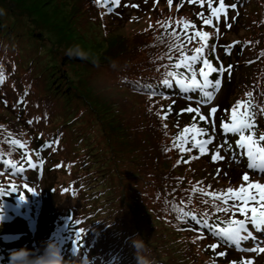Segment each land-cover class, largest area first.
Masks as SVG:
<instances>
[{
  "label": "trees",
  "instance_id": "trees-1",
  "mask_svg": "<svg viewBox=\"0 0 264 264\" xmlns=\"http://www.w3.org/2000/svg\"><path fill=\"white\" fill-rule=\"evenodd\" d=\"M173 3L196 6L190 19L198 26L201 21L196 14H207L206 6L201 8L187 0ZM226 3L237 5L230 9L229 16L233 11L236 19L231 21L234 26L242 23L245 34L228 43L213 29L210 43L220 49L222 56L233 58L229 65L237 68L238 81L227 85L232 89L221 96L222 100L215 102L221 88L210 100L218 110L210 118L216 131L197 118L196 123L208 131L213 144L208 146L207 155L191 159L199 156L198 149L181 154L172 148L173 137L193 123L195 113L181 110L190 106L201 110L206 103L194 92L161 85L164 73L170 70L164 66L174 62L168 57L177 53L169 51L168 44L173 41L160 24L124 36L111 26L106 29L105 19L114 7L105 0H0V72L5 75V82L0 84V140L26 142L25 150L33 161H43L38 168H25L15 177L2 174L6 168L0 169V187L17 185L23 192L30 186L34 190L25 192L23 200L19 192L0 197V264H9L10 251L32 246V207L38 203L39 193L51 196L58 188L53 179L46 182L50 173L67 177L60 196L72 203L62 211L51 210V217L40 222L38 236L43 250L49 244L55 245L63 264H81L83 259V264H137L130 240L133 236L144 240V255L154 264H239L242 259L248 260L251 254L243 249L251 246L250 240L238 250L202 226L196 231L195 222L177 220L170 210L175 204L209 223L217 217L226 222L232 212L214 213L213 203L225 205L201 192L194 193L193 186L204 192L236 189L246 171L251 182L264 184V174L247 169L246 158L239 155L243 150L236 148L238 137L219 128L222 120L228 122L235 102L246 99V92H253L258 101L264 102V0ZM239 17H243L241 22ZM219 28L236 33L221 25ZM162 34L168 43L156 39ZM235 41L240 44L229 47ZM199 46L197 38L186 44L185 50L191 54ZM70 48L78 49L85 58L70 57L66 54ZM207 58L214 67L221 66L214 53L207 52ZM216 76L213 73L210 79ZM220 79L222 86L223 74ZM137 82L151 84L156 95L149 99L146 91H135ZM169 105L168 119H160ZM257 123L258 136L264 133V118L258 117ZM56 140L59 143L51 149L42 147ZM13 147L0 143L3 159L20 161L18 151L8 155ZM214 151L224 156L216 161L224 166V177L212 175L204 166L212 161ZM114 155L130 160L125 185L119 184L122 177L111 166ZM181 156L191 162L177 165ZM41 174H45L42 191L40 188L36 192L34 181ZM205 212L209 213L207 217L203 216ZM200 233H206L202 240L197 239ZM216 243V252H224V256L210 249L209 245Z\"/></svg>",
  "mask_w": 264,
  "mask_h": 264
},
{
  "label": "snow or ice",
  "instance_id": "snow-or-ice-1",
  "mask_svg": "<svg viewBox=\"0 0 264 264\" xmlns=\"http://www.w3.org/2000/svg\"><path fill=\"white\" fill-rule=\"evenodd\" d=\"M97 3L100 0H96ZM158 2V0H154ZM189 4H198L201 8H207V14L205 12L197 13V19L201 21V24H197L191 21H185L184 18H181L176 22V27H172L171 23H162L158 21L157 23L164 29V33L173 41L168 44L169 51H174L177 53L175 57L169 56V60H174L170 65H165L164 67L170 69L164 73L165 78L162 79L161 85L165 88L177 87L182 92H194L197 95L202 97L204 103H207L212 99L214 92H218L221 88V79L220 76L227 72L228 75H231L232 65H228L227 68L220 66L214 67L212 61L207 58V52L215 53L216 45L210 43L212 37L208 31H204L203 28L214 27L215 33L220 34V28L216 25L224 23L226 27L231 28V20H235L236 17L229 16L230 9L237 8L236 4L228 5L226 0H187ZM105 3H110L113 7H119L121 5V0H105ZM169 7L171 8L173 0H168ZM132 7H138V5H132ZM177 11L180 10L181 5H177ZM223 17V21L221 20ZM215 22V24H214ZM152 26L149 25V28ZM199 27V30H197ZM171 29V31H168ZM179 29V31L177 30ZM189 29H192L189 32ZM199 38L200 46L191 50V54L185 50L186 44L192 43ZM162 43H168L164 39V34L156 38ZM251 43V42H248ZM237 44H240L239 41L233 42L229 47H235ZM264 56V52L261 53ZM251 63L252 61H248ZM183 69L184 71H180ZM213 73H216L217 76L215 79H210ZM5 82V75L3 72H0V84ZM135 91H146L149 99L156 95V91L153 90L151 84L141 85L140 82H137L133 86ZM211 89V91H209ZM27 95V93H25ZM245 100H237L235 104L231 107L230 116L228 122L221 121L219 128L224 133H231L234 136H237L236 148L242 149L243 151L239 155L246 158V167L249 170H252L256 174H264V133H261L257 136V118H264V102L258 101L254 97L253 92L249 91L245 93ZM7 104V101H4ZM17 103H20L18 100ZM15 107V105H13ZM171 111V105L167 111L164 112L163 116H160V119H168V113ZM217 108H210L207 115L203 114L200 110V107L197 106L187 107L182 109L181 112L195 113L192 117L193 123L189 126H186L182 132L178 133L173 137L172 148L178 149V151L183 154L185 152H191L193 148L198 149L199 156H193L191 159H199L201 156L207 155L209 152V145L213 144V139L208 136V131L199 126L196 121L197 118L199 121L210 124L212 131H216V125L213 120L210 118L215 117L217 113ZM29 124H32L33 121L29 120ZM167 127V125H164ZM3 127V126H0ZM11 135V134H10ZM200 137H208L207 139H200ZM0 143H6L11 146H14L8 155H11L12 152L18 151L20 161H14L11 159H3L5 153L0 151V169H7V171L2 174L12 176H18V174L24 173L25 168L34 169L38 168L43 161L40 160L39 163L33 161L32 155L25 150L26 142H22L17 139L10 140H0ZM59 141L46 142L42 147L51 149L53 144H58ZM191 147H187V145ZM222 147V146H218ZM168 151V149H165ZM38 154V153H37ZM224 156L220 154L219 151H214L211 154L212 162L218 160H223ZM187 164L191 160L178 159L176 164L179 165L181 162ZM19 164V166H17ZM59 166V165H58ZM176 165H174L175 167ZM220 170L217 169L219 174ZM182 179V178H179ZM243 183L236 189L228 188L221 192L209 191L204 192L203 189H198L193 186L192 191L201 192L204 196L211 198L213 201H220L225 207H220L219 205L213 203L212 208L214 213H228L232 212V217L228 221H220L217 217V220L213 223H209L207 219H202L198 217L194 212L187 211L182 207H178L175 204H171V211L176 213V219L183 222H195V230L199 232L200 227L202 226L207 233H211L215 237L222 241L225 244H231L235 246L238 250L242 248L244 242L252 240L255 238V232L264 231V184L259 182H251L249 173L246 171L241 177ZM202 183V182H198ZM211 188V185L208 186ZM19 192V199L23 200L25 198V192H34L30 187H24V191H20V186L9 185L7 189L0 187V197L8 195L9 193ZM191 197L188 198V202H191ZM229 201L231 205L229 206ZM166 203H171L165 201ZM205 204L208 203V200L203 201ZM183 203V201L181 202ZM209 213H203L204 217H207ZM243 217L242 219L234 218L236 216ZM74 223H79L74 221ZM206 233H200L197 236V239L202 240L205 238ZM195 242V241H194ZM210 249L213 252H216L219 244L209 245ZM243 251L254 252L257 254L264 253V246L254 247V248H245ZM218 256H224V252H216ZM236 264V262H233ZM239 264H254L252 260H241Z\"/></svg>",
  "mask_w": 264,
  "mask_h": 264
},
{
  "label": "rangeland",
  "instance_id": "rangeland-1",
  "mask_svg": "<svg viewBox=\"0 0 264 264\" xmlns=\"http://www.w3.org/2000/svg\"><path fill=\"white\" fill-rule=\"evenodd\" d=\"M144 0H121V5L119 7H114L111 12L109 13V18H106V29L108 30L109 26L113 27L114 31L124 35V36H130L132 33L140 30L146 29L149 25H154L156 22H164V23H171L172 27H176V22L179 21L181 18H184L185 21H191L190 18L193 17L194 13L196 12L197 8L196 6H188V7H180V10L177 11V5L178 3H173L171 8L169 7L168 0H158V2H154V0H147L145 3H143ZM132 5H138V7H132ZM105 14V13H104ZM106 15V14H105ZM231 15L234 16L233 11L231 12ZM241 15L245 16L244 12H241ZM240 15V16H241ZM162 17H165L167 20H163ZM243 17H239L240 22L242 21ZM223 21V20H222ZM232 26L231 28L226 27V25L218 24L216 27L223 26L224 28L230 29L233 31V29L236 31V33H227L224 32L222 29H220V34L222 37H224L223 40L233 41L235 39H242V37L245 34V30L239 25L234 26V22L230 21ZM214 27L208 28L207 31L211 34L213 32ZM227 43V44H228ZM233 51V50H232ZM230 51V52H232ZM229 52V53H230ZM215 58L217 61H220V65L227 68V66L232 62L233 58L230 56L224 57L221 55V51L218 47H216L215 50ZM238 81V71L237 68L234 66L232 67L231 75L229 76L227 72L223 73V79H222V86L221 91L216 99L215 102H217L219 99L222 100V95L228 94V91L232 89V87H228L227 85L231 83L234 85ZM105 93V92H104ZM214 100L207 102L203 106H201V112L205 115L209 112L210 108L213 106ZM95 148V145H94ZM115 153V152H114ZM124 155V154H123ZM116 158L114 161H112L111 166L114 167L116 173L118 176L122 177V180L119 179L120 185H125L128 182V178L125 176L126 174V168L128 167V162L130 161L129 158H126L127 161L122 160L118 155H114ZM100 158V157H99ZM94 159V158H93ZM210 159V158H209ZM208 159V160H209ZM230 162L235 163L234 161L230 160ZM111 163V162H110ZM45 164V162H44ZM101 165V164H100ZM209 173L212 175H217L218 177H224V166L217 164V162L210 161L208 165H204ZM217 169L220 170L219 174L217 173ZM45 174H41L40 177L37 178L36 181H34V185L36 186L35 191H39L41 186L43 185L42 177ZM53 179L56 183L55 192L51 196L46 195L45 193H39L37 199V204H35L32 207L33 215H31V232H30V241L32 243V246L27 247V250H29L32 257H35V254L37 252H40L42 254L44 252L43 250V242L42 238H40L38 235L40 233V222L43 219H48L51 217V210L54 211H62L66 207H68L72 202L68 200L67 198H64L60 196V190L62 187L63 189L66 187L67 183V177L62 174H48L46 178V182H49ZM130 179V178H129ZM42 191V188L40 192ZM25 228H23L24 230ZM30 229V228H27ZM257 237V240L254 239L250 240L249 243L251 246H246L245 248H258L261 246H264V231L255 232V235ZM244 248V249H245ZM43 250V251H42ZM251 255L248 260H252L254 264H259L264 261V253H254L249 252Z\"/></svg>",
  "mask_w": 264,
  "mask_h": 264
},
{
  "label": "clouds",
  "instance_id": "clouds-1",
  "mask_svg": "<svg viewBox=\"0 0 264 264\" xmlns=\"http://www.w3.org/2000/svg\"><path fill=\"white\" fill-rule=\"evenodd\" d=\"M66 54L70 57L85 58L83 53L76 48L68 49ZM130 240L134 248L137 264H154V261L144 255L146 248L144 240L138 236H133ZM83 261L84 259L81 261V264H83ZM9 264H63V260L55 245L49 244L42 254L35 257H32L29 250L25 248L12 250L9 253Z\"/></svg>",
  "mask_w": 264,
  "mask_h": 264
},
{
  "label": "bare ground",
  "instance_id": "bare-ground-1",
  "mask_svg": "<svg viewBox=\"0 0 264 264\" xmlns=\"http://www.w3.org/2000/svg\"><path fill=\"white\" fill-rule=\"evenodd\" d=\"M14 51V50H13ZM1 57V56H0Z\"/></svg>",
  "mask_w": 264,
  "mask_h": 264
}]
</instances>
